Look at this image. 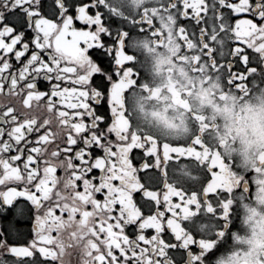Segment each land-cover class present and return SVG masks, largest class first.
Segmentation results:
<instances>
[{"label":"snow or ice","instance_id":"6c2138e0","mask_svg":"<svg viewBox=\"0 0 264 264\" xmlns=\"http://www.w3.org/2000/svg\"><path fill=\"white\" fill-rule=\"evenodd\" d=\"M0 264H264V0H0Z\"/></svg>","mask_w":264,"mask_h":264}]
</instances>
